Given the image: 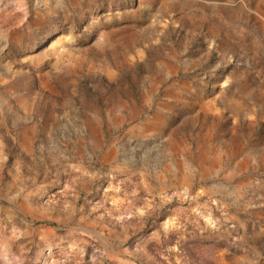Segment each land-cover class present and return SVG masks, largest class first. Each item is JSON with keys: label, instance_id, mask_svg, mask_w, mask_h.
<instances>
[{"label": "rangeland", "instance_id": "rangeland-1", "mask_svg": "<svg viewBox=\"0 0 264 264\" xmlns=\"http://www.w3.org/2000/svg\"><path fill=\"white\" fill-rule=\"evenodd\" d=\"M0 264H264V0H0Z\"/></svg>", "mask_w": 264, "mask_h": 264}]
</instances>
